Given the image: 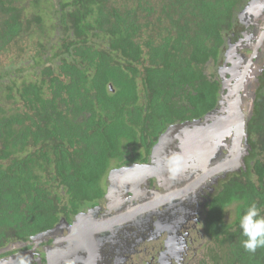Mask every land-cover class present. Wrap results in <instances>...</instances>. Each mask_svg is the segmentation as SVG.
Returning a JSON list of instances; mask_svg holds the SVG:
<instances>
[{"label": "trees", "instance_id": "obj_1", "mask_svg": "<svg viewBox=\"0 0 264 264\" xmlns=\"http://www.w3.org/2000/svg\"><path fill=\"white\" fill-rule=\"evenodd\" d=\"M248 1L0 0V240L70 222L104 197L116 167L146 162L170 124L213 110L208 64ZM251 128L264 135V108ZM262 151L255 143L256 166L213 200L217 262L264 264L239 227L252 203L264 215Z\"/></svg>", "mask_w": 264, "mask_h": 264}, {"label": "flooded vegetation", "instance_id": "obj_2", "mask_svg": "<svg viewBox=\"0 0 264 264\" xmlns=\"http://www.w3.org/2000/svg\"><path fill=\"white\" fill-rule=\"evenodd\" d=\"M238 14L237 25L226 38L218 61L208 64L214 72L212 75L220 82L216 107L200 118L170 124L157 138L146 162L116 167L122 170V180L125 181L123 185L116 184L118 190L107 192L106 186V193L97 205L81 210L70 222L62 218L57 225L62 221L65 224L54 229L48 237L23 240L14 235L8 242L6 239L0 240V255L9 253L0 256V264H223L221 260H214L215 253L222 256V249L209 232L207 218L214 198L223 191L224 183L232 178L238 180L245 169L228 173L215 183H199L196 178L205 168L215 166L221 159L216 154L207 155L209 150L205 146V139L211 134L207 126L217 120L220 111L227 109L225 99L228 91L250 58L253 67L261 72L259 82L252 86V92L256 94L252 119L264 108V0H249ZM222 79L226 83L225 91ZM249 102L250 99L244 100V109ZM213 113L215 116L205 120L208 114ZM252 119L248 130L251 150L245 158L247 168L250 165L251 169L256 166V159L262 156L259 151L256 158L252 156L255 143L264 153V135L255 134L251 128ZM196 120L201 121L189 126L188 122L195 123ZM186 122L187 128L182 129L181 124ZM168 131L173 133L168 135L167 153L160 150L154 152L160 137ZM185 135L191 140L190 148L186 149L187 165L184 174L183 171L173 173L168 161L180 151V137L184 138ZM255 135L263 137L262 144L256 142ZM198 146L201 149L196 148ZM198 150L203 156L197 153ZM194 182L195 188L192 187L193 190L186 197L177 198L163 206L157 205L152 211L149 210L151 206L145 211L138 208L150 202L156 192L190 187ZM236 208L237 205L233 212ZM134 209L139 213L134 214ZM229 209L226 211L227 221L230 220ZM92 210L97 211L92 212L90 218H83V213ZM80 218L88 222L84 225L107 222L105 230L95 236L96 242L100 244L90 249L86 245H72L71 242L77 241L70 237L73 233L71 226ZM209 243H212V250L208 248Z\"/></svg>", "mask_w": 264, "mask_h": 264}, {"label": "water", "instance_id": "obj_3", "mask_svg": "<svg viewBox=\"0 0 264 264\" xmlns=\"http://www.w3.org/2000/svg\"><path fill=\"white\" fill-rule=\"evenodd\" d=\"M264 35V34H263ZM264 38V36H262ZM260 70H256L253 67L252 60L246 63L245 67L239 72V75L234 80L231 89H229L227 97L225 99V104L227 109L224 111H220L221 115L216 116L217 120L213 121L207 126V131L211 133L205 139V146L209 150L208 156L211 154H216L221 159L220 161L213 167L205 168L203 173H201L197 178L196 182L210 183L214 181V183L221 177H225L228 173L238 172L241 168L246 169L245 158L249 155L251 150V146L249 144V123L253 117V108H254V100L256 98V94L252 92V86L259 82ZM222 77V75L220 76ZM224 79H222L223 81ZM223 90L226 89V83L223 81ZM112 89V86H110ZM250 99L248 106L244 109V100ZM223 106V105H222ZM215 113H218L217 111ZM215 116L213 114H208L205 117V120L209 117ZM197 122H188L190 125L198 124L201 120H196ZM188 123L181 124V128L184 129ZM193 123V124H191ZM187 128V127H186ZM174 129V127H172ZM173 133V131H168L164 135L160 137V141L154 149L165 151L167 153L168 148L166 147L168 144L169 136ZM179 148L180 151L177 153L182 155L185 160V165L183 168V174L185 171V166L187 165V154L186 149L190 148L191 140H189V136L185 135L184 138L180 137ZM212 142V145H210ZM217 147V151L215 148ZM201 149V146L196 147ZM203 153L198 150L197 153ZM154 156V155H153ZM203 158V157H202ZM201 158V159H202ZM206 158V157H205ZM205 164V163H203ZM187 168V167H186ZM178 174V173H177ZM123 174L121 169H116L107 176L106 186L107 192H111L114 189L118 190L117 185H123L124 179L122 180ZM194 183L190 187L176 188L175 190H167L165 189L163 192H156L154 194V198L150 202H146L143 205L139 206L140 211H145L148 207H152L154 210L159 206H163L165 203L175 200L177 198L186 197L190 191H192V187H194ZM195 188V187H194ZM113 189V190H112ZM97 210H92L90 213H83V218H90L92 212H96ZM133 213H139L136 209H134ZM81 215V214H80ZM81 217V216H80ZM82 218L78 220V222L74 223L71 226V231L73 233L70 235L71 238H74L77 242H71L72 245L78 244L83 247L84 245L87 248H92L100 244V242H96L95 236L97 233L104 231L106 226V221L102 223H91L90 225H84V223H88L86 221H82ZM65 221H62L60 225H57L56 228L64 225ZM55 228V229H56ZM45 232L43 234H39L33 237L35 240H40L41 238L48 237L52 232ZM75 243V244H74Z\"/></svg>", "mask_w": 264, "mask_h": 264}, {"label": "clouds", "instance_id": "obj_4", "mask_svg": "<svg viewBox=\"0 0 264 264\" xmlns=\"http://www.w3.org/2000/svg\"><path fill=\"white\" fill-rule=\"evenodd\" d=\"M185 160L182 155H174L169 158L168 166L171 172L179 173L183 170ZM239 227L242 229L244 249L255 252L258 247H264V215L255 203L249 205L240 217Z\"/></svg>", "mask_w": 264, "mask_h": 264}, {"label": "rangeland", "instance_id": "obj_5", "mask_svg": "<svg viewBox=\"0 0 264 264\" xmlns=\"http://www.w3.org/2000/svg\"><path fill=\"white\" fill-rule=\"evenodd\" d=\"M208 73L209 74H213V70L212 69H209L208 70ZM234 82V81H233ZM246 101V100H245ZM246 105V104H245ZM113 190V189H112ZM233 210H235V206L234 207H230L229 209V213H228V216L230 217V220L229 222H234V220L236 219V214H235V211L233 212ZM208 248L212 250V243H209L208 244Z\"/></svg>", "mask_w": 264, "mask_h": 264}]
</instances>
